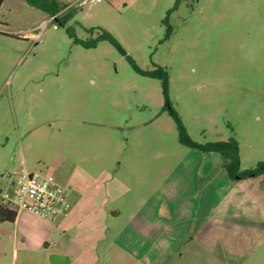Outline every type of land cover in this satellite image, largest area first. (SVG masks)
Segmentation results:
<instances>
[{"label":"rangeland","instance_id":"1","mask_svg":"<svg viewBox=\"0 0 264 264\" xmlns=\"http://www.w3.org/2000/svg\"><path fill=\"white\" fill-rule=\"evenodd\" d=\"M56 1L0 8V191L24 160L72 213L0 221V264H264V175L230 178L169 111L200 144L236 137L241 170L264 162V0Z\"/></svg>","mask_w":264,"mask_h":264},{"label":"built area","instance_id":"2","mask_svg":"<svg viewBox=\"0 0 264 264\" xmlns=\"http://www.w3.org/2000/svg\"><path fill=\"white\" fill-rule=\"evenodd\" d=\"M21 164L6 174L11 191H0V202L18 213H33L50 222L67 216L72 209L68 191L51 176L28 170L24 160Z\"/></svg>","mask_w":264,"mask_h":264},{"label":"trees","instance_id":"3","mask_svg":"<svg viewBox=\"0 0 264 264\" xmlns=\"http://www.w3.org/2000/svg\"><path fill=\"white\" fill-rule=\"evenodd\" d=\"M27 1L34 7L43 9L49 12L52 16L59 18L58 14L60 12V8L56 0H27ZM181 1L182 0H178V2ZM3 2L4 0H0V8ZM51 2H53L54 4L53 7H51ZM65 22L66 19H63V23ZM101 39L109 40L111 43L117 46L119 50L124 55H126L127 58L135 65V68L138 71L146 73L135 64L132 57L127 53V51L122 46V44L117 40V38L111 32L107 30L104 31V33L101 34L100 37L98 38V40ZM98 40H95L91 43H87L82 39L76 38V41L82 43L87 47L95 46ZM168 85H169V79H168V74L166 73L163 78V89L166 96L168 94ZM169 111L175 119V123L177 125L179 132L180 141L191 147L200 148L205 152L213 151L221 154V156L223 157V167L226 169L230 178L235 179V178H243L250 176L256 177V176L264 175V162L258 163L256 167L249 168L246 170H241L240 146H239V141L236 137L233 136L228 140H216V141L207 142L205 144H200L194 141L190 137L179 112L172 107L169 108ZM17 216H18V212L16 210H13L7 204L0 202V221L13 222L17 219Z\"/></svg>","mask_w":264,"mask_h":264},{"label":"crops","instance_id":"4","mask_svg":"<svg viewBox=\"0 0 264 264\" xmlns=\"http://www.w3.org/2000/svg\"><path fill=\"white\" fill-rule=\"evenodd\" d=\"M68 197H69V195H68ZM21 213V212H20ZM23 213V212H22ZM71 213H72V209H71V211H70V213L67 215V216H65V217H62V218H60L62 221H61V225H63V229H66V225H67V219L70 217V215H71ZM18 216H19V213H18ZM18 216H17V218H18ZM17 220V219H16ZM15 220V221H16ZM53 253H57V254H63V255H66V256H68V258H69V262H70V264H73L72 263V261H71V257H70V255H69V252L65 249H63V250H59V251H53L52 252V254ZM78 258H79V256H77V257H75V262H74V264H78L77 262V260H78Z\"/></svg>","mask_w":264,"mask_h":264},{"label":"water","instance_id":"5","mask_svg":"<svg viewBox=\"0 0 264 264\" xmlns=\"http://www.w3.org/2000/svg\"><path fill=\"white\" fill-rule=\"evenodd\" d=\"M50 262L52 264H70L68 256L57 253L50 255Z\"/></svg>","mask_w":264,"mask_h":264}]
</instances>
